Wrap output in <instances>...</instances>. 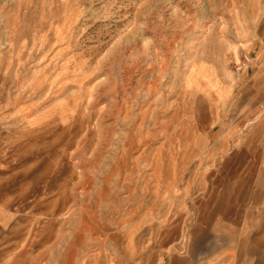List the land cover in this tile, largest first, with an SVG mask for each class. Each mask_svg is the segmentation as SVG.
Instances as JSON below:
<instances>
[{
    "label": "rangeland",
    "instance_id": "374dc122",
    "mask_svg": "<svg viewBox=\"0 0 264 264\" xmlns=\"http://www.w3.org/2000/svg\"><path fill=\"white\" fill-rule=\"evenodd\" d=\"M262 119L264 0H0V264L230 260L197 200Z\"/></svg>",
    "mask_w": 264,
    "mask_h": 264
},
{
    "label": "crops",
    "instance_id": "0c3cea01",
    "mask_svg": "<svg viewBox=\"0 0 264 264\" xmlns=\"http://www.w3.org/2000/svg\"><path fill=\"white\" fill-rule=\"evenodd\" d=\"M221 134L219 128L214 135ZM244 141L225 145L222 174L212 176L209 193L197 200L193 229L200 235L220 232V248H234L230 260H218L222 264H264V119L246 132Z\"/></svg>",
    "mask_w": 264,
    "mask_h": 264
},
{
    "label": "built area",
    "instance_id": "2783aa9c",
    "mask_svg": "<svg viewBox=\"0 0 264 264\" xmlns=\"http://www.w3.org/2000/svg\"><path fill=\"white\" fill-rule=\"evenodd\" d=\"M237 69H240V67H238Z\"/></svg>",
    "mask_w": 264,
    "mask_h": 264
}]
</instances>
